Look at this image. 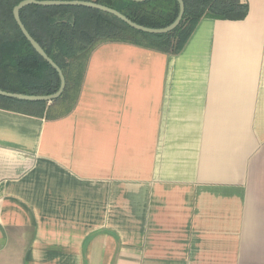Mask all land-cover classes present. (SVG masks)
Wrapping results in <instances>:
<instances>
[{
  "label": "crops",
  "instance_id": "obj_1",
  "mask_svg": "<svg viewBox=\"0 0 264 264\" xmlns=\"http://www.w3.org/2000/svg\"><path fill=\"white\" fill-rule=\"evenodd\" d=\"M182 51L105 43L73 111L0 109V264H264V0Z\"/></svg>",
  "mask_w": 264,
  "mask_h": 264
},
{
  "label": "trees",
  "instance_id": "obj_2",
  "mask_svg": "<svg viewBox=\"0 0 264 264\" xmlns=\"http://www.w3.org/2000/svg\"><path fill=\"white\" fill-rule=\"evenodd\" d=\"M24 0H0V91L26 96L55 94L60 85L55 70L31 47L17 27L13 8ZM91 2L112 9L132 23L150 29L171 25L179 11L176 0H35ZM179 25L164 35L132 29L107 13L71 6L31 5L19 12L31 38L60 69L62 94L51 102H23L0 96V109L45 120H57L76 106L91 53L105 43H123L165 55H177L202 19L238 21L248 6L241 0H182Z\"/></svg>",
  "mask_w": 264,
  "mask_h": 264
},
{
  "label": "water",
  "instance_id": "obj_3",
  "mask_svg": "<svg viewBox=\"0 0 264 264\" xmlns=\"http://www.w3.org/2000/svg\"><path fill=\"white\" fill-rule=\"evenodd\" d=\"M131 1L142 3V2H145L147 0H131ZM176 1L179 5V11H178V15H177L175 21L171 25H169L165 28H161V29H150V28L138 26V25L132 23L131 21H129L122 14H120V13H118L112 9H109V8L104 7V6H101V5H98L95 3H91V2H78V1H73V2L41 1V2H39V1H35V0H24V1L20 2L17 6H15L13 8V12H12L15 23H16L17 27L19 28L20 32L22 33V35L29 42V44L31 45L33 50L48 65H50L55 70V72L57 73V75L59 77L60 85H59L58 91L55 94L48 95V96H26V95H19V94H9V93H5L2 91H0V96L15 99L18 101H23V102H47L48 103V102H51V101L59 98L63 92L64 87H65V80H64V77H63L60 69L47 57V55L44 53V51L41 49V47L31 38V36L28 34L25 27L23 26V24L20 20V17H19V12L23 8H26V7L31 6V5L41 6V7H50V6L84 7V8L94 9V10H98V11L107 13L109 15H112L115 18L119 19L120 21L124 22L126 25H128L129 27H131L134 30H137V31H140L143 33H147V34L164 35V34H168V33L172 32L179 25V23L182 19V16L184 14L183 1L182 0H176Z\"/></svg>",
  "mask_w": 264,
  "mask_h": 264
}]
</instances>
